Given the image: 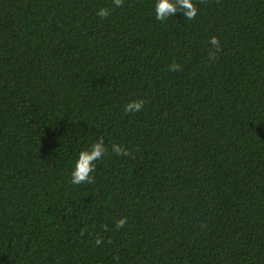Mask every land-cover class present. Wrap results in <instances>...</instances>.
Instances as JSON below:
<instances>
[{"label": "trees", "instance_id": "obj_1", "mask_svg": "<svg viewBox=\"0 0 264 264\" xmlns=\"http://www.w3.org/2000/svg\"><path fill=\"white\" fill-rule=\"evenodd\" d=\"M192 2L0 0V264H264V0Z\"/></svg>", "mask_w": 264, "mask_h": 264}, {"label": "clouds", "instance_id": "obj_2", "mask_svg": "<svg viewBox=\"0 0 264 264\" xmlns=\"http://www.w3.org/2000/svg\"><path fill=\"white\" fill-rule=\"evenodd\" d=\"M203 2V0H202ZM114 7H122L124 0H112ZM155 18L158 21H165L169 17H173L177 12L183 14L184 18L193 20L196 18L198 9L192 0H155L154 3ZM96 15L101 19H106L110 15V10L107 7H101L97 10ZM211 48L208 52L209 60L216 59V53L221 50V45L218 37L211 36L208 40ZM181 66L173 63L169 66V71H180ZM144 99L131 100L124 106V112L127 114L140 112L145 105ZM108 151L105 146L103 138L97 140L89 148L79 151L71 169V183L73 185L91 184L94 183V176L92 173L96 171V162L100 161ZM111 151L117 156H128L127 148L119 144H112ZM127 223V217H122L115 222L116 229L123 228ZM107 230V225L104 226ZM83 235V232L81 233ZM110 242V241H109ZM95 243L99 246L102 243V238L97 236ZM114 260H119L118 256L113 257Z\"/></svg>", "mask_w": 264, "mask_h": 264}]
</instances>
